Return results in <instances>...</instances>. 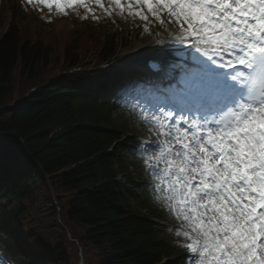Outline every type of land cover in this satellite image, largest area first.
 Segmentation results:
<instances>
[{
	"label": "trees",
	"instance_id": "16d2710c",
	"mask_svg": "<svg viewBox=\"0 0 264 264\" xmlns=\"http://www.w3.org/2000/svg\"><path fill=\"white\" fill-rule=\"evenodd\" d=\"M39 8L6 0L0 251L13 264H183L187 249L151 224L164 215L127 164L135 130L115 123L122 112L102 99L117 85L100 81L99 68L131 34L102 11H72L54 18L70 25L61 40Z\"/></svg>",
	"mask_w": 264,
	"mask_h": 264
},
{
	"label": "snow or ice",
	"instance_id": "6c2138e0",
	"mask_svg": "<svg viewBox=\"0 0 264 264\" xmlns=\"http://www.w3.org/2000/svg\"><path fill=\"white\" fill-rule=\"evenodd\" d=\"M27 3L49 10L54 5L60 13L74 4L89 8L85 0ZM94 3L104 8L101 0ZM114 5L124 10L120 0ZM134 6L146 7L156 19L166 13L181 24L176 36L181 48L171 52L179 59L168 61V83L150 78L140 84V91L152 97L145 111L164 113L173 127L181 123L177 115L187 122L186 115L165 113L161 97L173 81L193 98L207 96L210 101L209 115L199 117L206 135L189 137L186 129L183 139L177 137L175 151L160 149L163 167L153 166L155 178L161 177L155 192L163 193L164 204L182 222L180 228L189 229L176 231L188 241L181 245L189 253L182 259L185 264H264V0L128 3L130 15L146 19L142 11H132ZM168 52L166 47L159 55ZM205 68L213 70L211 78ZM0 264H13L11 256L0 255Z\"/></svg>",
	"mask_w": 264,
	"mask_h": 264
},
{
	"label": "rangeland",
	"instance_id": "374dc122",
	"mask_svg": "<svg viewBox=\"0 0 264 264\" xmlns=\"http://www.w3.org/2000/svg\"><path fill=\"white\" fill-rule=\"evenodd\" d=\"M20 1V0H17ZM121 5L124 7L123 11L117 9L115 13L119 19L122 18V21L128 26L135 27L140 30L139 40H133L130 43V46L126 50L119 49L118 50V60L115 63H118L115 66L114 62L109 64L106 68H104L103 75H101V81H108L113 83H121L123 84V90L131 87L133 89L138 90L139 85L136 81L137 79L141 78V74L137 71L129 72L128 70L125 71L126 61H129L133 58H138L140 55L149 56L152 54H158L160 49H164L160 45V37L165 39L166 37L170 40L176 39V36L180 34L181 26L172 29L169 27V24H172L174 18H170L167 14H163L160 16V19H156V17L147 12L146 7L144 9H139L138 7L134 6L136 9L132 10L135 11H142L143 16L146 19H141L135 15H130L128 12V8L125 4L128 5L130 0H120ZM126 7V8H125ZM55 6L53 5L52 9ZM6 12V0H0V38L5 34V31L8 27L9 19ZM55 30V36L61 40H64L70 29V25L67 22H53ZM186 27V26H185ZM53 32V31H52ZM173 44V43H171ZM138 46L141 50L138 51ZM174 49H180L175 45H172ZM61 49H57L56 53L60 54ZM172 55V54H171ZM173 59L178 60L179 57L176 55H172ZM130 84V85H129ZM179 85H183L182 83H178ZM115 104H118L116 100L111 99ZM126 112L125 114L129 116L128 121L123 122V117L119 116L118 114H113V119L115 123L118 125H123L127 128L128 124H133L136 129L135 137L137 142L139 143L140 148L136 152H131L130 157L128 159V166L132 172V177L136 178L139 173H146V178L148 182L144 184V181L138 180V182L142 183L143 185H137L138 187H142L143 189L146 188L147 191H150L154 194L152 199L150 200V204L153 208L159 209L160 211L164 212L165 219L164 221H156V227L159 230H164L166 232H175L181 230L180 225L181 221L176 218L175 213L171 211L170 208L167 207L166 204L160 206L156 203V196L159 194L155 192V175L153 174V160L148 159V157L158 155L155 151L159 147L158 142H171L175 143V139L160 126V122L154 118L149 117L146 115H142L139 111H135L129 107H125ZM167 133V135H166ZM147 146H151L150 150H146ZM160 154V153H159ZM137 181V180H136ZM135 181V182H136ZM136 185V184H135ZM133 197L137 196L135 193L132 194ZM172 229V231H169ZM180 240V239H179ZM188 241H185L187 243ZM80 261V260H79ZM82 262L80 261L79 264Z\"/></svg>",
	"mask_w": 264,
	"mask_h": 264
},
{
	"label": "bare ground",
	"instance_id": "6f19581e",
	"mask_svg": "<svg viewBox=\"0 0 264 264\" xmlns=\"http://www.w3.org/2000/svg\"><path fill=\"white\" fill-rule=\"evenodd\" d=\"M171 43H173V44H171ZM160 45L163 48L167 47V49H169V52L165 54V57H163V58H166L167 60H169L168 56L171 55L172 50H176L172 47V45H175L178 48L181 47V45L179 44V42L177 40H170L167 37L165 39H163V37H160ZM137 49H138V51L141 50V48H139V46ZM144 58H145L144 55H140L138 58H133V59H130L129 61H126L125 64H126V66H128V68H125V71L130 70L131 66L139 71V68H138L140 66L139 64H140L141 60ZM114 65L117 66L118 63H115ZM168 67H169V65H168ZM167 71H168V68H167Z\"/></svg>",
	"mask_w": 264,
	"mask_h": 264
},
{
	"label": "clouds",
	"instance_id": "9594fccd",
	"mask_svg": "<svg viewBox=\"0 0 264 264\" xmlns=\"http://www.w3.org/2000/svg\"><path fill=\"white\" fill-rule=\"evenodd\" d=\"M179 35V34H178ZM148 159H152V160H155V161H157V162H164V158H162L161 157V155L159 154V155H155V156H149L148 157ZM160 180H161V177H156L155 178V185L156 184H159L160 183ZM156 203L158 204V205H160V206H163L164 205V200H163V193L161 192V194L160 195H158V196H156ZM189 229H188V227H187V225H185L184 227H182L181 228V231H188ZM169 231H172V229H169ZM175 235H176V233H175ZM193 235H195V233H193Z\"/></svg>",
	"mask_w": 264,
	"mask_h": 264
}]
</instances>
